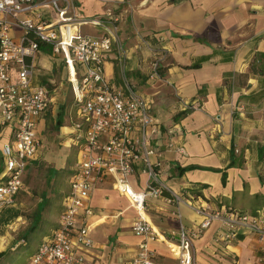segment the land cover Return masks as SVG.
I'll use <instances>...</instances> for the list:
<instances>
[{"label":"crops","instance_id":"1","mask_svg":"<svg viewBox=\"0 0 264 264\" xmlns=\"http://www.w3.org/2000/svg\"><path fill=\"white\" fill-rule=\"evenodd\" d=\"M74 2L85 17L101 18L106 9L118 15L116 35L125 55L120 63L112 47L102 63L103 75L114 86L129 83L147 99L150 113L161 123L157 147L161 153L149 159L156 162V184L162 192L147 197L140 213L156 233L146 239L154 263L179 264L171 248L178 243L182 225L191 235L192 264H264V240L240 227L235 228L234 238L220 239L223 216L192 235L202 216L185 201L175 206L165 200L174 193L184 200L196 199L208 210L222 213L232 208L264 214V163L257 158V149L264 143V76L251 73L248 67L256 53H264V0ZM41 12L44 19L50 18L48 8ZM80 30L90 36L101 33L90 25H81ZM19 32L11 30L12 35ZM158 49L165 55L157 76L149 77ZM199 59L198 66H189ZM31 82L43 86L51 97L48 110L36 124L40 149L28 164L31 177L25 182L31 186L34 177V211L41 209L42 221L35 231L38 245L60 219L70 175L76 170L81 132L74 127L79 116L71 87L66 93L69 82L63 58L45 43L37 52ZM183 104L192 108L183 109ZM13 130L11 124L0 125V177L4 173L1 146L13 139ZM131 137L139 138V132L133 131ZM167 141L183 147L185 153L165 147ZM140 157L141 152L129 178L136 191L143 190L148 181ZM24 189L16 195L13 208L26 203ZM193 190L199 192L197 198L191 195ZM87 206L90 213L85 224L91 247L85 252V263L131 264L141 240L130 230L137 210L111 187L109 178L93 186ZM17 209L10 216H0L9 219L8 228L0 234V251L13 239L9 229L22 231L27 226ZM0 264L10 262L1 260Z\"/></svg>","mask_w":264,"mask_h":264},{"label":"built area","instance_id":"2","mask_svg":"<svg viewBox=\"0 0 264 264\" xmlns=\"http://www.w3.org/2000/svg\"><path fill=\"white\" fill-rule=\"evenodd\" d=\"M42 8L49 9L47 20L43 18ZM118 19L109 9L101 18L85 17L74 0H0V125L11 124L14 128L13 139L1 146L4 173L0 177V209L13 205L23 186V173L40 149L36 124L51 102L49 92L31 82L41 43L49 45L52 53L63 58L79 116L74 127L81 132L76 170L69 179V191L64 197L58 224L36 246L27 264H86L85 252L91 247L85 224L90 213L87 200L93 186L105 178L110 179L111 187L138 212L130 230L141 236V240L130 263L155 264L146 239L156 237V233L140 213L147 197H156L162 192L156 184V162L149 159V155L161 153L157 148L161 123L150 113L147 99L129 83L124 81L121 86H114L103 75L102 63L112 47L119 60L125 55L116 35ZM81 25L98 27L101 33L83 34ZM13 28L20 31L18 35H12ZM164 55L163 49L154 52L149 77L157 76L158 64ZM183 106V109L192 108ZM133 131L139 132V138L131 137ZM164 145L177 153H185L183 147L171 141ZM140 152L148 181L143 190L136 191L130 187L129 178ZM165 200L175 206L185 201L202 216L192 235H198L211 220L223 216L224 232L217 234L220 239L234 238L235 228L240 227L256 235L258 240H264V217L258 211L221 213L208 210L196 199L184 200L174 193ZM174 215L179 219L177 210ZM190 237L180 225L178 243L171 248L179 264H192Z\"/></svg>","mask_w":264,"mask_h":264},{"label":"rangeland","instance_id":"3","mask_svg":"<svg viewBox=\"0 0 264 264\" xmlns=\"http://www.w3.org/2000/svg\"><path fill=\"white\" fill-rule=\"evenodd\" d=\"M69 87H70V85L67 84L66 93L68 95L70 93V88ZM39 171L43 172L44 170H39ZM29 172H27V168H26L25 169V173H27V174H26V176H22V178L24 177V179H25V180L23 179V187H22V189H24V187H25L24 190L25 191L27 190V192H28V193L22 192L23 193L22 200L26 201V203L24 204L23 207H20L18 209L17 208H12V211L17 209L18 213L22 214L23 218L26 219L27 226L22 231H20L19 229H16V230L9 229L8 232H9V234H11L13 236V239H12V241H10L8 243L6 248L3 249V250H7L8 251V255L9 256H8L7 260H11L15 264H19L20 261H21L22 250H23L22 247L29 246V248H32V249L34 248V229H33V231L29 232L28 234L23 235L24 232L26 231V229L30 225L34 226V216H33L34 215V177L31 179L32 182H33V183H31L32 185L28 186L27 183L29 182L30 177H31V176H29V174H30ZM25 182H27V183H25ZM21 191H20V193H21ZM10 223H8V224H10ZM5 224L6 223L3 224L1 222V220H0V232H2V233L8 228V226H5ZM16 247H17V249L18 248L19 249L18 250H14V252H12V250L14 248H16Z\"/></svg>","mask_w":264,"mask_h":264},{"label":"trees","instance_id":"4","mask_svg":"<svg viewBox=\"0 0 264 264\" xmlns=\"http://www.w3.org/2000/svg\"><path fill=\"white\" fill-rule=\"evenodd\" d=\"M42 44V43H41ZM201 60L202 59H199L198 61H195V62H193V63H191L189 66L190 67H196V66H198L199 65V63L201 62ZM248 67H249V70H250V72L251 73H253V74H255V75H261V76H264V53H256L252 58H251V60H250V62H249V65H248ZM181 114H182V112H181ZM257 158H258V160L259 161H261L262 163H264V143L263 144H261L260 146H259V148L257 149ZM27 167H28V165H27ZM26 167V168H27ZM74 174V172H72L71 173V175H70V178L72 177V175ZM259 180H260V176H259ZM66 195V194H65ZM64 195V196H65ZM191 195L194 197V198H197V196H199V192H197V191H192L191 192ZM256 197H258V196H260V195H255ZM15 198H16V196H15ZM262 205L264 206V197H263V203H262ZM41 207V206H40ZM12 208H13V206H7V207H4V208H2V209H0V216L1 215H8V216H10L11 214H9V213H11V211H12ZM228 210H232V208H228ZM17 211V210H16ZM235 211H238V212H243L242 210H235ZM256 211H251V212H249V213H255ZM17 214H20V213H18V211H17ZM17 214H15L14 216H17ZM40 214H41V209L40 208H38V209H36L35 211H34V226L33 225H30L27 229H26V231L24 232V234L23 235H26V234H28L29 232H31V231H33V229H34V248L32 249V248H29V246H27V247H22L23 248V250H22V257H21V261H20V263L19 264H27V261H28V257L35 251V248H36V245H37V237H36V235H35V231H36V229H37V227H38V225H39V223H41L42 221L40 220ZM263 215V217H264V214H262ZM13 216V215H12ZM0 220H1V222L3 223H7L8 222V220L9 219H7V218H4L3 219V217H1L0 218ZM10 220H12V219H10ZM3 223V224H4ZM56 228V227H55ZM54 229V228H53ZM52 229V230H53ZM0 234H2V232H0ZM19 249V248H18ZM17 249V247L16 248H14L13 250H12V252H14V250H18ZM8 251L7 250H2V251H0V261L1 260H4V261H8V262H10V264H15V263H13V261H11V260H7V258H8Z\"/></svg>","mask_w":264,"mask_h":264}]
</instances>
